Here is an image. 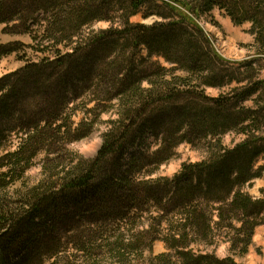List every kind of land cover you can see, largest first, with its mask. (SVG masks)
<instances>
[{"label":"trees","instance_id":"1","mask_svg":"<svg viewBox=\"0 0 264 264\" xmlns=\"http://www.w3.org/2000/svg\"><path fill=\"white\" fill-rule=\"evenodd\" d=\"M115 7L129 16L146 8V15L163 20L176 17L150 27L132 26L127 20V27L113 39L123 40L120 49L132 47L139 53L141 45L150 47L152 37V43L156 39L162 44L160 52L168 61L185 74L177 76L178 68L172 67L167 74H159V80L131 83L130 74L119 69L118 62L109 64L117 81L104 83L114 86L108 90L107 101L114 102L117 118L108 122L98 155L90 161L65 158L69 142L89 137L93 125L82 130L81 123L73 129L72 117L65 112L68 97L49 95L55 73L60 76L58 62L50 64L43 57L0 78V264H82L77 260L131 264V256L144 253L152 241L143 245L141 234L133 229L129 231L133 241L116 232H125L131 215L149 214L156 206L168 216L158 225L156 240L162 235L176 255L162 254L144 264H173L170 257H176L175 264H239L234 252L237 257L247 254L256 227L264 222V199L243 192V186L264 171V166L256 168L264 156V105L258 97L252 106L244 105L264 93V79L248 81L217 98L204 96L203 85L244 83L239 72H254L251 65L257 59L230 72L198 21L219 9L237 26L251 23L264 56V0H0V25L24 20L32 9L57 11L44 28L46 37L32 47L36 54L54 52L60 59V48L71 46L73 33L96 19L109 20ZM113 33L99 34L93 43ZM32 39L37 42L36 37ZM21 50V43H0V62L21 55ZM196 77L201 81H195ZM156 114L167 116L168 121L163 146L155 153V168L164 163L173 144L198 138L209 143L205 160L183 165L166 184L137 176L138 162L125 161V154L139 146L142 131L148 128L145 119ZM234 128L243 138L226 147L220 138ZM39 158L42 178L29 185L27 174ZM112 159L115 162L110 165ZM226 221L230 222L228 233L235 231L229 239L234 256L196 255L192 248L200 246L198 240L216 244L217 231L227 227ZM234 221L238 227H233ZM70 251L73 256L67 255Z\"/></svg>","mask_w":264,"mask_h":264},{"label":"rangeland","instance_id":"2","mask_svg":"<svg viewBox=\"0 0 264 264\" xmlns=\"http://www.w3.org/2000/svg\"><path fill=\"white\" fill-rule=\"evenodd\" d=\"M55 13L57 11L53 12L50 10L42 12L32 9V11L26 13L24 20L16 18L9 25H0V43H21L22 48L21 55L15 54L1 60L0 78L15 73L26 67V64L39 62L43 57L48 59L50 64L58 62L55 66L56 68L58 67L57 71L60 73V76L55 73L56 77L51 80L53 81V87L50 91L51 93L48 91L49 95L54 94L58 97H68L67 100L70 101V104L68 109L67 107L65 108V112L72 117L73 129L81 123H84L82 130L86 129V126L88 128V125H93V131L89 137L69 142L67 146L68 154L65 156L66 161H70L71 159L94 160L102 146L103 135L109 128L108 122L117 118V109L114 106V102L107 101L109 97L107 95L108 90L113 89L114 86L111 82L104 83V81H117L115 78L116 74H114L109 64L118 62L121 65L119 69L130 74L128 81H132L131 83L138 80H159V74H167L166 71L176 65L168 61V58L163 52H160L162 44H159V41L155 39L152 43V37L150 38V47L146 44L141 45L138 49L139 53H135L132 47L120 49L119 46L123 43V40L113 39V37H115L118 31H123L127 27V20L132 26L144 25L150 27L155 24L174 21L177 18L171 17L163 20L159 16L146 15V8L136 15L129 16L124 14L123 11L117 10L115 7L109 12V20L96 19L91 24L85 25L80 31L73 33L71 46L67 48L61 46L62 48H60L59 52L61 53V58L59 59V55L54 52L51 54L47 53L46 55L36 54L32 47L35 43L39 44L46 37L43 33L44 28L48 26L49 20H54ZM198 22L209 34L210 38H206L211 48L227 62L226 66L230 72L234 73L235 70L238 71L237 67L243 62H252L257 59L251 65L254 72L249 74L239 72L241 74L239 79L242 77L246 79L244 83L239 84L237 81H232L231 84H225L223 86L209 87L203 85L201 86L203 87L201 90L204 96L217 98L229 94L232 88L248 84V81L264 79V56L262 55L263 52L260 46L256 45V36L252 31L253 27L251 23L237 26L225 12L219 9H215L210 16L200 18ZM107 32L114 33L111 36L106 34V37L101 39L102 43H93V39L96 36ZM107 36L109 37L107 38ZM33 37L37 38V42L33 41ZM83 38L85 40H82ZM162 40L166 41L165 38H162L160 41ZM54 59L56 60L54 61ZM60 64H63L62 68L59 66ZM176 68H178L177 76H184L185 72L181 70V67L176 66ZM62 81H66L64 82L65 85H62ZM177 81L181 80L177 79ZM195 81L198 82L201 80L196 77ZM263 95L264 93L260 96L254 95L251 98L253 100H248L244 105L252 106L257 97L260 103L264 105ZM145 120L148 121L145 122L148 128L142 131L139 146L132 151L129 150L125 154V161L129 159V161L135 160V162H138L137 166L141 167L139 172L133 171L137 176L142 175L150 179H160L163 180V184H166L167 179L174 177L182 169L183 165L197 163L207 158L208 141L202 138L194 140L190 138L191 142H182L181 144H176L175 147V144L171 145V148L163 157L164 163L158 168H155L158 161L155 153L159 147L163 146V129H165V122L168 121V118L167 116L156 114L152 117H147ZM152 127L154 128L152 129ZM168 128H171V126L169 125ZM235 129L220 138L224 146L230 147L242 140L243 135L239 134ZM61 155L65 154L62 153ZM41 160L42 158H39L36 166L27 174L29 185L36 184L42 178L43 170ZM114 160L112 159L110 161V165L115 162ZM260 166H264V156L258 160L256 168ZM148 172H150V176H148ZM243 192L249 194L254 199H264V171L260 178L244 185ZM217 205L220 206L222 204ZM94 215L89 214L87 217ZM167 217L161 208L157 206L152 207L150 208L149 214H144L139 211L135 216L131 215L128 226L125 227V232H116L118 236L124 234L127 241H133L132 233L129 232L133 229V233L141 234L139 239L143 241V245L152 241L151 247L147 248L144 253L140 252L136 258L135 256H131V259H133L131 264H144V260L147 261L162 254L172 253V255H176L168 248L166 242L161 239L162 235L156 240V237L159 235L158 231H160L158 225H162L164 222L162 220L167 219ZM225 223L226 226L230 224L229 221ZM238 226L239 223L234 221L233 227ZM228 227H223L217 231L219 239L216 244H208L205 241L198 240L201 243L199 244L200 246L195 245L192 248L194 253L196 255L214 254L221 259L235 255L234 258L239 264H264V222L262 221L256 227L252 244L247 254L238 257L235 252L233 255L230 251L232 242L229 239L233 234L235 235V231L228 233L227 229H230ZM240 247H242V244H240ZM73 254L74 252L70 251L67 255L73 256ZM65 258L74 261V257ZM170 259L175 264L176 257H170ZM77 261H79L77 263L84 264L83 260ZM69 263L71 264L72 262ZM103 264H108L107 260Z\"/></svg>","mask_w":264,"mask_h":264}]
</instances>
